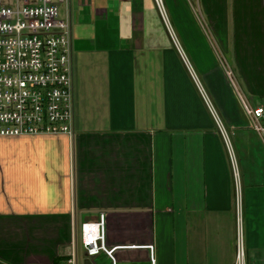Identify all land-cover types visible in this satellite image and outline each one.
<instances>
[{
  "label": "crops",
  "instance_id": "crops-1",
  "mask_svg": "<svg viewBox=\"0 0 264 264\" xmlns=\"http://www.w3.org/2000/svg\"><path fill=\"white\" fill-rule=\"evenodd\" d=\"M164 1L192 72L155 0L60 3L75 133L0 137V264H69L103 213L109 245L136 246L119 264H149L146 244L157 264H235L239 227L264 264V132L246 108L264 107V0Z\"/></svg>",
  "mask_w": 264,
  "mask_h": 264
},
{
  "label": "built area",
  "instance_id": "built-area-1",
  "mask_svg": "<svg viewBox=\"0 0 264 264\" xmlns=\"http://www.w3.org/2000/svg\"><path fill=\"white\" fill-rule=\"evenodd\" d=\"M63 0H0V137L74 135V86L70 23L60 15ZM179 52L192 72L172 28L164 0H155ZM196 79V78H195ZM197 81V80H196ZM204 101L223 129L207 93ZM247 111L254 128L264 132V107ZM82 262L73 244L69 264L105 255L110 264H119L116 251L135 245L111 246L107 242L106 214L80 227ZM149 264H157L154 244ZM235 264H248L241 228L237 234Z\"/></svg>",
  "mask_w": 264,
  "mask_h": 264
},
{
  "label": "rangeland",
  "instance_id": "rangeland-1",
  "mask_svg": "<svg viewBox=\"0 0 264 264\" xmlns=\"http://www.w3.org/2000/svg\"><path fill=\"white\" fill-rule=\"evenodd\" d=\"M74 244H75V246H76V251L79 250V251L77 252V254H78V259H79V261L81 262V260H82V255H81V252H80V243L78 244V242L75 241Z\"/></svg>",
  "mask_w": 264,
  "mask_h": 264
},
{
  "label": "water",
  "instance_id": "water-1",
  "mask_svg": "<svg viewBox=\"0 0 264 264\" xmlns=\"http://www.w3.org/2000/svg\"><path fill=\"white\" fill-rule=\"evenodd\" d=\"M84 264H93L89 258H85Z\"/></svg>",
  "mask_w": 264,
  "mask_h": 264
},
{
  "label": "trees",
  "instance_id": "trees-1",
  "mask_svg": "<svg viewBox=\"0 0 264 264\" xmlns=\"http://www.w3.org/2000/svg\"><path fill=\"white\" fill-rule=\"evenodd\" d=\"M62 259L60 257H57L54 261V264H59Z\"/></svg>",
  "mask_w": 264,
  "mask_h": 264
},
{
  "label": "bare ground",
  "instance_id": "bare-ground-1",
  "mask_svg": "<svg viewBox=\"0 0 264 264\" xmlns=\"http://www.w3.org/2000/svg\"><path fill=\"white\" fill-rule=\"evenodd\" d=\"M162 20V19H161ZM164 23V22H163ZM165 25V24H164ZM167 29V28H166ZM172 39V38H171ZM211 100V99H210ZM214 105V104H213ZM215 108V107H214ZM210 111V110H209ZM218 111V110H217ZM221 119V118H220ZM225 127V126H224Z\"/></svg>",
  "mask_w": 264,
  "mask_h": 264
}]
</instances>
